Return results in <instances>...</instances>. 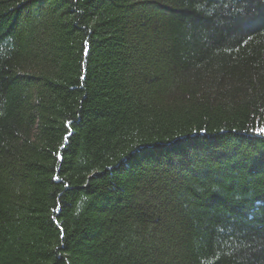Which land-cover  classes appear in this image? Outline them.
<instances>
[{
    "label": "trees",
    "instance_id": "obj_1",
    "mask_svg": "<svg viewBox=\"0 0 264 264\" xmlns=\"http://www.w3.org/2000/svg\"><path fill=\"white\" fill-rule=\"evenodd\" d=\"M264 0H0V264H264Z\"/></svg>",
    "mask_w": 264,
    "mask_h": 264
},
{
    "label": "snow or ice",
    "instance_id": "obj_2",
    "mask_svg": "<svg viewBox=\"0 0 264 264\" xmlns=\"http://www.w3.org/2000/svg\"><path fill=\"white\" fill-rule=\"evenodd\" d=\"M260 131H261V132H264V128H261Z\"/></svg>",
    "mask_w": 264,
    "mask_h": 264
}]
</instances>
